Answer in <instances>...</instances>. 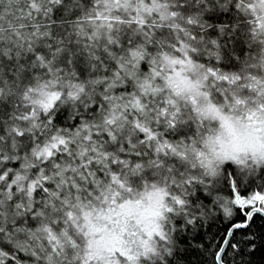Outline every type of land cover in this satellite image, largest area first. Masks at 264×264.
Instances as JSON below:
<instances>
[{"label":"snow or ice","instance_id":"obj_1","mask_svg":"<svg viewBox=\"0 0 264 264\" xmlns=\"http://www.w3.org/2000/svg\"><path fill=\"white\" fill-rule=\"evenodd\" d=\"M217 221L249 264L264 0H0V264H173Z\"/></svg>","mask_w":264,"mask_h":264},{"label":"trees","instance_id":"obj_2","mask_svg":"<svg viewBox=\"0 0 264 264\" xmlns=\"http://www.w3.org/2000/svg\"><path fill=\"white\" fill-rule=\"evenodd\" d=\"M223 233L224 229L219 221L211 223L210 227L200 229L197 238L190 239L192 247L187 252L182 251L181 255L175 258L173 264H211V257L208 255L211 248L205 249L203 245L218 244ZM213 234H215V239H213ZM200 235L203 236V240L198 238ZM180 247L184 249L188 245L181 244ZM245 259H249V264H264V242H258L257 251Z\"/></svg>","mask_w":264,"mask_h":264}]
</instances>
